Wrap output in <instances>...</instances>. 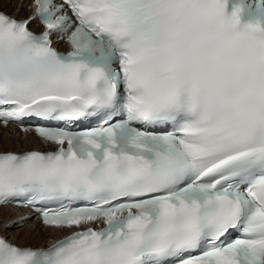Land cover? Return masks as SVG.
Returning <instances> with one entry per match:
<instances>
[{"label": "snow or ice", "instance_id": "1", "mask_svg": "<svg viewBox=\"0 0 264 264\" xmlns=\"http://www.w3.org/2000/svg\"><path fill=\"white\" fill-rule=\"evenodd\" d=\"M5 2L0 264H264V0Z\"/></svg>", "mask_w": 264, "mask_h": 264}, {"label": "bare ground", "instance_id": "2", "mask_svg": "<svg viewBox=\"0 0 264 264\" xmlns=\"http://www.w3.org/2000/svg\"><path fill=\"white\" fill-rule=\"evenodd\" d=\"M19 0H11V2H5L3 8L5 12L12 15H17V18L26 17L29 13L27 11H21L16 13V8ZM7 131V130H5ZM4 150L17 151L14 149L19 147L21 151L39 149L41 148V143L38 139L35 140H25L21 139L15 134H13L11 139H4L2 141ZM23 212L20 208H15L13 206H7L3 209H0V225L4 222L12 219H16V217ZM36 226L35 233L31 231L32 227ZM13 227H16V231H11ZM4 235L8 236L12 241L22 245V246H32V247H42L47 246L50 243L54 242L56 239L61 238L65 234L69 233L70 230H55L52 228H45L40 225L37 220L30 221L21 228L18 225H13L11 228L0 230Z\"/></svg>", "mask_w": 264, "mask_h": 264}, {"label": "rangeland", "instance_id": "3", "mask_svg": "<svg viewBox=\"0 0 264 264\" xmlns=\"http://www.w3.org/2000/svg\"><path fill=\"white\" fill-rule=\"evenodd\" d=\"M2 10H6L5 8H3ZM9 13H11V12H9ZM17 13V12H16ZM19 147H16V148H14V149H17V151H21V149H18ZM36 226H33L32 227V229H31V231L32 232H34L35 233V230H36ZM17 229H16V227H13L12 229H11V231H16Z\"/></svg>", "mask_w": 264, "mask_h": 264}]
</instances>
